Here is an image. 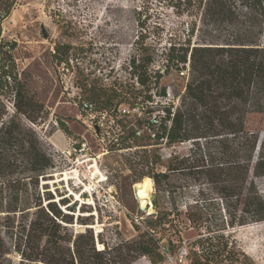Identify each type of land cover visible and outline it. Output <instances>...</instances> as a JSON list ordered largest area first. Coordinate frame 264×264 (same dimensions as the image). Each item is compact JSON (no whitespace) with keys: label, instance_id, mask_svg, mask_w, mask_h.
I'll return each instance as SVG.
<instances>
[{"label":"rangeland","instance_id":"obj_1","mask_svg":"<svg viewBox=\"0 0 264 264\" xmlns=\"http://www.w3.org/2000/svg\"><path fill=\"white\" fill-rule=\"evenodd\" d=\"M203 19L201 8L177 13L166 0H17L0 25V53L11 61V72L19 83L14 87L11 82L12 86L0 90V121L14 119L35 135L53 163L34 185L35 196L43 207L65 197L68 203L58 207L72 215L71 223L66 224L68 231L75 235L90 229L97 250L135 240L136 227L144 230L146 218L155 212L153 181L143 202L134 192L140 182L133 183L134 177L150 169L146 158L159 157L153 171L164 172L168 157L186 154L191 147L189 142L153 145L152 131L146 125L163 103L177 105L186 71L163 74L160 86L166 88V97L155 89L149 102L143 99L149 93H141L135 83L129 61L141 51L152 57L148 71L162 73L163 53L170 43L179 46L188 39L191 47L221 43L244 26L239 17L205 23ZM41 26L47 31L46 38ZM96 88L118 93L107 108L112 113L101 118L105 111L101 100L92 101L99 124L90 123L79 107L80 101L91 100L90 93ZM16 91L20 100L14 97ZM134 92L141 93L136 100L129 97ZM28 100L42 107L28 104ZM122 109L126 112H120ZM148 109L154 110L151 115L145 113ZM60 123L67 132L60 129ZM249 180L264 193V176L250 173ZM167 183L170 193L157 195V202L174 223L160 232L159 245L168 247L170 242L173 247L166 252L161 248L163 260L156 264H188L183 251L196 237V230L183 216L184 205L199 200L212 222L223 214L221 201L198 174L173 173ZM47 194L53 199L47 200ZM12 196L9 191L2 193V207ZM139 202L147 207L145 211L138 209ZM66 206H73L74 212ZM21 220L20 213L0 212V243L6 250L0 264H34L22 262L14 248ZM227 233L245 255L243 264H264V221L236 226ZM130 264L153 263L140 256Z\"/></svg>","mask_w":264,"mask_h":264},{"label":"trees","instance_id":"obj_2","mask_svg":"<svg viewBox=\"0 0 264 264\" xmlns=\"http://www.w3.org/2000/svg\"><path fill=\"white\" fill-rule=\"evenodd\" d=\"M166 1L177 13L201 8L203 23L218 18L232 21L239 17L244 26L221 43L207 42L192 47L189 39L179 46L170 43L163 53L162 73L148 71L151 55L140 51L130 59V72L142 88L141 93H149L143 97L149 102L155 89L159 96L166 97V88L160 86L163 74L167 75L170 70L178 74L186 71L177 105L163 103L157 116L149 117L146 125L152 131L153 145L160 142L166 146L191 144L186 154L167 158L164 172L153 171L159 157L146 158L149 171L135 176L133 183L147 178L153 181L157 195L169 194L166 184L170 174H198L220 199L223 214L211 222V215L205 212L199 200L184 205L183 216L189 227L196 230V237L188 242V264H243L245 255L225 232L236 226L264 221V193H259L249 180L250 173L254 177L264 176V0ZM16 3L17 0H0V25ZM0 54V90L12 85L17 87L19 83L11 72V61L8 63L4 53ZM139 94L134 92L129 97L136 100ZM14 97L22 98L19 91ZM89 98L88 102L93 105L101 100V110L112 113L107 108L118 98V93L96 88ZM14 106L16 112L21 113L16 103ZM153 111L148 109L145 113L151 115ZM60 129L67 132L63 123ZM52 168L51 157L32 132L14 119L0 121V212L20 213L22 220L15 233L14 248L22 262L130 264L145 256L156 264L163 260L161 248L166 252L173 247L170 242V247L159 245L160 232L169 229L174 219L158 205L157 195L153 199L155 212L146 218L144 230L136 227L135 240L119 241L97 250L90 229L73 235L66 227L72 215L58 207L66 205L67 199L61 198L58 204L49 201L43 207L40 198L35 196L34 185L38 178H43ZM5 191L12 192L13 196L8 205L2 207L1 195ZM47 196V200L53 199L51 194ZM66 208L74 212L73 206ZM4 254L6 250L0 243V258Z\"/></svg>","mask_w":264,"mask_h":264},{"label":"built area","instance_id":"obj_3","mask_svg":"<svg viewBox=\"0 0 264 264\" xmlns=\"http://www.w3.org/2000/svg\"><path fill=\"white\" fill-rule=\"evenodd\" d=\"M79 107H80V110L83 112V113H85V115H86V117L88 118V121H90V123H97L98 122V124H99V121H98V119H97V117L95 116V108H94V105L92 104V103H90V102H88V101H84V100H82V101H80L79 102ZM120 112H126V110H124V109H122ZM109 112H107V111H103V112H101L100 113V118H101V116L103 117V116H105L106 114H108ZM101 125H98L97 126V130H98V128L100 127ZM186 255H187V251L186 250H184L183 251V256L184 257H186Z\"/></svg>","mask_w":264,"mask_h":264},{"label":"bare ground","instance_id":"obj_4","mask_svg":"<svg viewBox=\"0 0 264 264\" xmlns=\"http://www.w3.org/2000/svg\"><path fill=\"white\" fill-rule=\"evenodd\" d=\"M74 174L77 176V171H74ZM152 189V181L150 179H144L139 182L136 186L134 192L137 197V199L141 202H143L147 197V191H150ZM143 207V206H142Z\"/></svg>","mask_w":264,"mask_h":264},{"label":"water","instance_id":"obj_5","mask_svg":"<svg viewBox=\"0 0 264 264\" xmlns=\"http://www.w3.org/2000/svg\"><path fill=\"white\" fill-rule=\"evenodd\" d=\"M41 32H42V35H43V37L44 38H46L48 35H47V31H46V29L44 28V26H41ZM135 197H136V195H135ZM137 198V197H136ZM138 209L140 210V211H145L146 209H147V207L145 206V207H142V204L139 202V205H138Z\"/></svg>","mask_w":264,"mask_h":264}]
</instances>
